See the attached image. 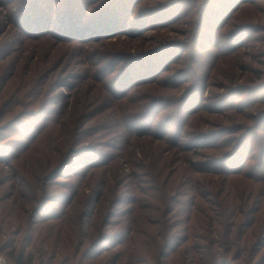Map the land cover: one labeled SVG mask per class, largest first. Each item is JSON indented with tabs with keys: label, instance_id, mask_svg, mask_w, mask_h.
Here are the masks:
<instances>
[{
	"label": "rangeland",
	"instance_id": "374dc122",
	"mask_svg": "<svg viewBox=\"0 0 264 264\" xmlns=\"http://www.w3.org/2000/svg\"><path fill=\"white\" fill-rule=\"evenodd\" d=\"M216 1L0 0V264H264V0Z\"/></svg>",
	"mask_w": 264,
	"mask_h": 264
},
{
	"label": "trees",
	"instance_id": "16d2710c",
	"mask_svg": "<svg viewBox=\"0 0 264 264\" xmlns=\"http://www.w3.org/2000/svg\"><path fill=\"white\" fill-rule=\"evenodd\" d=\"M240 1L241 0H217L216 1V6H215V16L217 17L218 21H219V19L221 17H222V19H224V17L229 16L230 13L232 14L234 12V10L237 9V5H236L237 2H239L238 4H240ZM160 16H162V15H160ZM223 21L218 22L219 25H221V23ZM224 24H226V23H224ZM104 29H105V26L101 27L99 29V32H102ZM220 29L221 28H219L218 30H216L217 31V33L215 34V37L216 38H212L211 39L212 40V46H211V43L208 42V46L207 47L210 50L209 52H215V51L224 52L226 50L227 51H230V49H231L230 48V44H229L230 43L229 42L230 41L229 39L230 38L232 39V35L235 33V32H233L234 30L233 31L229 30V32H227V31L225 32V31H221ZM240 30L237 32L238 35H239ZM237 33H235L234 36ZM225 34H226V37H225ZM198 41H200V40H198ZM218 45L220 46L219 49H217ZM200 48L203 49L204 47H200ZM159 49L162 50L163 48H159ZM158 50H156V51H158ZM156 51H154V52H156ZM202 51H204V50H202ZM157 54H159V52ZM164 66H165V64H164ZM146 68L148 69L149 68V65H147ZM186 70H188V69H186ZM186 70H185V72H186ZM198 86L199 85L196 84V85H194V87L190 91L188 90L189 92L187 93L185 103L183 104V108L179 109L180 112H178V114H177V118L178 119H182V120L185 121L186 118H187L186 115L192 114L194 111H196V110L192 111L191 109H193V106L194 105H198L199 106V103H200L199 97H201V95L198 94V92H197V94L194 93V92H196V89H199ZM193 94L196 95L195 98H194V95ZM173 112H176V111L174 110ZM146 120H148V122L149 123H152L153 125L156 124V126H157V120L154 123V121H152V119L149 116H147L146 119H138V121L141 123V125L144 124L146 122ZM171 122H172V119L170 118L169 121H166L165 120V122L162 125H159L158 124L157 127L161 126V129H164V127L166 125H171ZM178 130H179V126H178V123L176 122L175 123V132H177ZM164 133L166 134V132H164ZM165 134H163V136ZM215 134L217 136L218 135V132H213L212 133V137L213 138L215 137L214 136ZM203 136L205 137V140H206L205 142L196 143V144L194 143V145L192 143H190V144H188L189 148H187V150L188 149H191V147L199 146L201 144H208V143H214V144H216L219 141L218 140V136L215 137V139L212 140V141H210V142H208V140L210 139L208 136H210V134H201L200 135V137H203ZM175 137H178V136L175 135ZM191 144H192V146H190ZM202 164H204V163H202ZM209 167H212V166L209 165L207 168H209ZM200 168H202V166H200ZM209 169H212V168H209ZM182 171H184V170H182ZM189 180L191 181V178L187 174V179H185V182L183 181L180 184L187 183L188 182V184L191 185L190 182H189ZM186 189L188 191V189H190V188L189 187H186ZM169 190H170V186H168V187L165 188V194L166 193H169L168 195L166 194L168 196L166 198L167 204H165V211L167 213L165 215H164V213H162V215H163V219L162 220L157 219L153 223L150 222L151 225H152V227H153V224H154V227L152 228L153 229L152 231H150L149 229H147L145 227L143 229L141 228L140 229V232L143 233L142 234V238L139 239L137 242H135V245H137V247H139V249H141V250H143L147 245L148 246L151 245L152 247H154L156 249V256H155L156 259L158 258L159 255H160V257H159V259H160L161 257L168 256L171 252H174V246L177 245V244H179V243H181L182 240H183V238L186 237L187 234H183L181 236L180 235L175 236V232H173V231L176 228V226L179 224V221L182 220L181 223L182 222L185 223V221L186 222L189 221V218L191 216V214H186V216H184V215L182 216V214L180 212L186 206L185 201H187L186 200L187 198H183L185 192H183L182 189H181L182 192L179 191L180 189H177L176 187H173V190L172 191H169ZM180 196H182V197H180ZM176 200L180 201V204H179V208L180 209H175V205L173 203H170L169 202V201H176ZM185 209H186V207H185ZM199 210H201V208L198 209L197 215L199 213ZM136 231H137V228H136ZM101 237H103V236H101ZM112 241H114V240H112ZM189 249H190L189 247H184V250H186V251H188ZM116 255L119 256L120 253H118ZM156 261H158V260H156ZM19 263H20V260H18V262H16V264H19Z\"/></svg>",
	"mask_w": 264,
	"mask_h": 264
}]
</instances>
